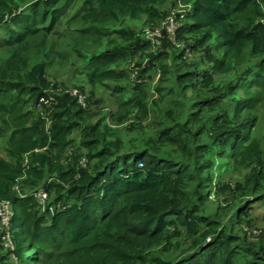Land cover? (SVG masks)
Instances as JSON below:
<instances>
[{
    "label": "clouds",
    "instance_id": "obj_1",
    "mask_svg": "<svg viewBox=\"0 0 264 264\" xmlns=\"http://www.w3.org/2000/svg\"><path fill=\"white\" fill-rule=\"evenodd\" d=\"M0 264H264V0H0Z\"/></svg>",
    "mask_w": 264,
    "mask_h": 264
}]
</instances>
